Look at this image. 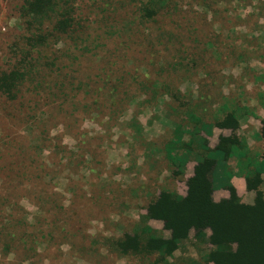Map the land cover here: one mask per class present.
<instances>
[{
	"label": "rangeland",
	"instance_id": "374dc122",
	"mask_svg": "<svg viewBox=\"0 0 264 264\" xmlns=\"http://www.w3.org/2000/svg\"><path fill=\"white\" fill-rule=\"evenodd\" d=\"M162 1L147 20V0H76L42 88L0 95V264H206L194 232L165 263L115 247L144 224L169 237L147 207L161 191L185 196L196 165L179 175L170 141L260 138L264 0ZM20 5L0 0V77L26 36ZM227 114L235 131L217 127Z\"/></svg>",
	"mask_w": 264,
	"mask_h": 264
},
{
	"label": "trees",
	"instance_id": "16d2710c",
	"mask_svg": "<svg viewBox=\"0 0 264 264\" xmlns=\"http://www.w3.org/2000/svg\"><path fill=\"white\" fill-rule=\"evenodd\" d=\"M76 0H21L19 19L25 25L26 36L21 47H17L16 64L0 77V95L8 101L19 98L21 89L30 85L34 90L42 88L41 74L44 67L52 68L47 49L59 44L64 36L74 34V12ZM165 6L162 0H147L139 8L140 16L152 20ZM112 30V28H109ZM260 138L263 142L264 118L261 120ZM239 124L233 114H227L218 122L220 129L235 131ZM182 135V134H181ZM181 135L166 146L167 159L177 167L181 175L188 163L196 165L193 175L186 182V195L181 197L174 191H161L147 207L145 220L164 224L168 238L159 236L146 224L132 235H124L116 243L120 256H159L165 263L186 241L191 232L196 239H203L210 246L206 264H264V193L261 191V172L256 166L241 167L246 188L255 195L252 205L241 203L232 186L227 189V200L214 202L217 174L232 158H236L245 144L236 138H221L218 146L211 150L206 142L194 137L184 142ZM160 152V151H159Z\"/></svg>",
	"mask_w": 264,
	"mask_h": 264
},
{
	"label": "crops",
	"instance_id": "0c3cea01",
	"mask_svg": "<svg viewBox=\"0 0 264 264\" xmlns=\"http://www.w3.org/2000/svg\"><path fill=\"white\" fill-rule=\"evenodd\" d=\"M259 136V135H258ZM245 151L242 150L240 155L238 154L235 161V168H230L228 174H224V168L226 164L222 167V170L217 174V181L213 193V200L216 203L220 201L227 200L229 198V193L225 190L228 186H232L236 192L237 197L241 203L245 205H252L254 202L255 195L253 192H250L246 188V182L243 175V170L241 167H250L256 166L257 169L261 172V180L263 184L261 185V191L264 193V160L262 159V154L256 156L251 154L250 146L254 143H257L258 148L262 150L263 142L259 138H254L248 136L244 138Z\"/></svg>",
	"mask_w": 264,
	"mask_h": 264
}]
</instances>
